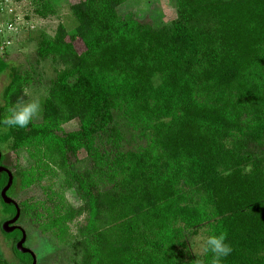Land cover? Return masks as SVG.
I'll use <instances>...</instances> for the list:
<instances>
[{
  "label": "trees",
  "instance_id": "16d2710c",
  "mask_svg": "<svg viewBox=\"0 0 264 264\" xmlns=\"http://www.w3.org/2000/svg\"><path fill=\"white\" fill-rule=\"evenodd\" d=\"M134 1H73L75 30L61 25L40 42L38 60L63 66L43 118L0 130L20 219L73 241L77 264H209L211 254L197 257L190 245L204 227L227 233L233 251L223 264H264V156L252 147L264 140V0H172L168 21L141 15ZM7 69L0 119L39 81L1 56L0 75ZM116 113L137 148L124 149ZM70 121L78 127L66 131ZM23 150L32 166L5 163L6 151ZM57 169L65 189L16 199ZM8 181L0 173L1 226L17 212L1 196ZM2 231L20 264H31L17 248L22 232Z\"/></svg>",
  "mask_w": 264,
  "mask_h": 264
},
{
  "label": "rangeland",
  "instance_id": "374dc122",
  "mask_svg": "<svg viewBox=\"0 0 264 264\" xmlns=\"http://www.w3.org/2000/svg\"><path fill=\"white\" fill-rule=\"evenodd\" d=\"M0 0V51L1 56L8 61L10 66L18 67L21 70H31L37 73L39 81L24 90L22 100L30 101L37 99L42 103L44 110L45 100L48 96L51 81L56 77L58 70L63 66L47 58L39 61L37 50L40 42L46 37H54L59 27L64 25L69 31H74L77 26V19L70 7L71 2L76 0ZM48 3L44 9L43 4ZM135 11L141 15L149 16L156 21L172 20L176 15V9L172 0H135ZM43 13L40 10H43ZM11 81V70L7 69L0 75V106L5 104L3 90ZM43 111L34 117L35 121H41ZM117 123L125 136L124 149H135L142 142L140 138L126 124V120L116 113ZM78 122L70 121L64 124L66 131L77 129ZM259 154L264 156V140L252 145ZM5 163L12 165L13 169H26L34 164L29 152L23 150L19 155L12 151H6ZM86 153L80 154V161L76 166L84 168V157ZM52 186L55 190L61 191L64 186V173L57 169L53 176H47L41 183L24 190L16 192L18 201L34 203L40 199H46V188ZM65 189V186H64ZM67 198L73 201L70 194L65 193ZM4 220L2 205L0 202V255L8 264H20L19 258L13 250V241L6 238L2 231L1 223ZM35 220V219H34ZM31 218H21L18 224L28 231L26 245L37 255V264H77L80 256L77 255L73 241L66 243L60 241L52 232L43 233L39 229V223ZM74 231L78 229L75 223L71 224ZM206 228H201L198 234L190 236L191 250L195 256H202L205 252L201 246L203 237L207 234Z\"/></svg>",
  "mask_w": 264,
  "mask_h": 264
},
{
  "label": "clouds",
  "instance_id": "9594fccd",
  "mask_svg": "<svg viewBox=\"0 0 264 264\" xmlns=\"http://www.w3.org/2000/svg\"><path fill=\"white\" fill-rule=\"evenodd\" d=\"M42 111V103L37 99L18 101L8 109V115L0 119V130L26 128ZM201 246L205 253L211 254L209 264H223V260L233 251L231 243L228 242L227 233L217 232L214 229L207 230ZM198 264H202V262H198Z\"/></svg>",
  "mask_w": 264,
  "mask_h": 264
},
{
  "label": "water",
  "instance_id": "95a60500",
  "mask_svg": "<svg viewBox=\"0 0 264 264\" xmlns=\"http://www.w3.org/2000/svg\"><path fill=\"white\" fill-rule=\"evenodd\" d=\"M0 61H1V51H0ZM2 156H3V152L0 149V161L2 159ZM2 172L8 173L9 181H8L7 185L3 188L2 192H1V196H2L3 200L5 201V203L14 204L16 207V210H17L16 215L13 218L8 219L3 223L2 229L6 233H12L15 230H20L22 232V238L17 243V248L20 252L28 253L33 257V262L31 264H37L36 253L26 245L27 240H28V233L23 226L18 224L20 217H21V208H20L18 202L8 194V191L10 190V188L13 186V183H14V174L7 166L0 164V173H2Z\"/></svg>",
  "mask_w": 264,
  "mask_h": 264
},
{
  "label": "flooded vegetation",
  "instance_id": "af4514ba",
  "mask_svg": "<svg viewBox=\"0 0 264 264\" xmlns=\"http://www.w3.org/2000/svg\"><path fill=\"white\" fill-rule=\"evenodd\" d=\"M9 219H11V218H9ZM20 225V224H19Z\"/></svg>",
  "mask_w": 264,
  "mask_h": 264
}]
</instances>
